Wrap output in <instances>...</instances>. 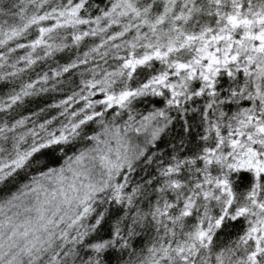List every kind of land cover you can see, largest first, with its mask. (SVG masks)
<instances>
[{
    "label": "snow or ice",
    "instance_id": "1",
    "mask_svg": "<svg viewBox=\"0 0 264 264\" xmlns=\"http://www.w3.org/2000/svg\"><path fill=\"white\" fill-rule=\"evenodd\" d=\"M0 264H264V0H0Z\"/></svg>",
    "mask_w": 264,
    "mask_h": 264
}]
</instances>
